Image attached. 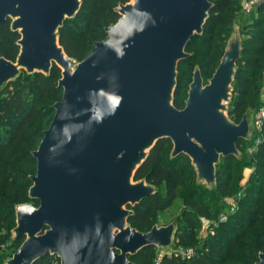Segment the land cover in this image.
I'll use <instances>...</instances> for the list:
<instances>
[{
	"label": "water",
	"instance_id": "1",
	"mask_svg": "<svg viewBox=\"0 0 264 264\" xmlns=\"http://www.w3.org/2000/svg\"><path fill=\"white\" fill-rule=\"evenodd\" d=\"M81 0H0V27L9 21L19 48L14 61L0 57V91L22 73L49 76L60 70L53 118L31 154L28 203L14 207L11 241H21L2 264H34L54 256L59 264H134L128 257L147 247L166 255L175 247L177 223L142 233L128 222L132 208L158 190L137 170L160 140L170 159L184 155L195 183L217 187L221 159L242 155L255 110L239 123L229 117L243 41L228 39L204 83L194 68L182 109L174 104L179 63L201 36L209 0H129L114 9L118 20L105 38L76 61L59 45V30L76 17ZM255 264H264V252Z\"/></svg>",
	"mask_w": 264,
	"mask_h": 264
},
{
	"label": "trees",
	"instance_id": "2",
	"mask_svg": "<svg viewBox=\"0 0 264 264\" xmlns=\"http://www.w3.org/2000/svg\"><path fill=\"white\" fill-rule=\"evenodd\" d=\"M213 8L203 27L201 36H194L187 45L186 51L194 49L190 58L179 63L177 87L173 104L182 109L191 81V67L196 62L207 75L217 67L222 56L233 12L232 0H209ZM80 11L74 19L66 20L59 30V45L66 55L81 61L93 48L95 42L105 38L104 28L114 24L118 15L114 9L129 0H81ZM234 2V1H233ZM258 16L252 20V30L243 40L241 59L233 84V98L229 108V117L239 123L248 108L256 109L263 105L259 100L262 80H257L264 66V3L256 6ZM17 33L9 29V21L0 27V57L14 61L19 48L16 42ZM210 76V75H209ZM211 77V76H210ZM60 70L53 66L49 76L41 74L26 75L22 73L14 82H10L0 91V264L13 253H5L2 247H19L21 241L9 243L11 230L15 227L14 207L21 200L29 202L28 188L30 176L35 174L36 162L32 157L34 147L38 146L54 115L53 105L44 106L47 102L60 100L62 91L57 88ZM46 109L49 111L47 112ZM52 114L50 122L43 124ZM37 125H44L39 129ZM38 136V137H36ZM260 143L250 153L255 172L249 177V184L244 190L237 209L228 215L225 222L217 224L202 246L195 250L192 264H255L260 248L264 252V243L260 245L255 229L264 225V121L259 134L252 142H237V148L251 147L256 139ZM39 141V142H38ZM172 146L169 140L158 141L150 151L148 158L137 170L135 180L146 179L147 183L157 186L166 182L169 186L167 200L158 192L132 208L134 214L128 220L130 226L139 232H148L152 221L159 211L172 206L181 198L190 210H184L183 216L193 228L199 226L202 217L205 220L215 218L213 206L218 198L230 196L237 186L241 169L247 164L245 158L234 157L221 159L216 168L217 187L208 191L195 183V174L189 159L180 155L170 159ZM247 148V149H248ZM249 164V163H248ZM177 233L175 238L180 237ZM264 240V238H263ZM250 241L259 242L252 247ZM9 246V247H8ZM17 247V248H18ZM155 248L147 247L128 259L134 264H186L179 257L163 256L156 263ZM260 252V253H261ZM240 253L243 257L234 261ZM239 257V256H238ZM59 261L54 256L41 258L34 264H54Z\"/></svg>",
	"mask_w": 264,
	"mask_h": 264
},
{
	"label": "rangeland",
	"instance_id": "3",
	"mask_svg": "<svg viewBox=\"0 0 264 264\" xmlns=\"http://www.w3.org/2000/svg\"><path fill=\"white\" fill-rule=\"evenodd\" d=\"M234 1V2H233ZM245 1H252V0H232V3H234V6H232V10L233 12L230 15V22L229 24L226 26V29L228 31V35H227V41L228 39L233 35V33L235 31H238L239 34L241 35L242 41L247 39L249 36V33L252 30L251 27V22L253 19H255L258 16V12H257V5L264 3V0H262L259 4L254 5L251 9H249L248 11L243 10V2ZM259 1V0H256ZM226 41V43H227ZM225 43V46H226ZM193 51L194 49L189 50L188 53H190L191 55H193ZM198 67L200 69V67L198 66V64L195 62L194 65H192L191 67V73H193L194 68ZM215 69L212 70V73L209 74L210 76L213 74ZM208 74L206 75L204 73V71H202V78L204 83H206V81L210 78ZM257 80H262V84H261V88H260V95H259V100H262V96L264 94V66L262 69V72H260V75L258 76ZM54 101H50L47 102L46 107L53 105ZM258 108V107H257ZM257 108L254 109L255 112L257 111ZM47 112H49L46 109ZM52 118V114L50 116H48L43 124H47L48 122H50ZM254 119V116H253ZM38 126V130L39 129H44V125ZM3 127V124L0 125V132L1 128ZM255 135V131L252 134V138L249 142H247V144H250L254 138ZM38 137V136H36ZM39 142V141H38ZM38 146L34 147L33 150H36ZM245 148V147H244ZM242 150V152L240 151L242 158H245L247 160V164L241 169L240 171V176L237 179V186L235 188V191L228 197L225 198H218V200L216 201V203L213 206V215L215 216V218H212L211 220H205L202 217L199 218L200 223L199 226L196 228H193L192 224L187 221L184 216H183V211L184 210H190L189 208H187L184 204L181 198L176 199L173 203L172 206L169 207L166 210L163 211H159L156 216L154 217L153 221H152V226H166L171 222H176L177 223V231H176V235L177 233L181 234L180 237L175 238V247L172 250V252L166 254L168 256H176L179 257L182 261L186 262V264H192L191 258L193 256V254L195 253V250L197 248H200L202 246L201 241H204L207 239V237L209 236V234L211 232H213L212 230L214 228H216L217 224L220 223V220L222 218H225V221L228 218V215L233 213L236 209H237V203L239 200H242L243 198V194H244V190L245 188L248 186L249 184V177L256 171L253 162L250 159V152H248V146L246 147V149ZM249 163V164H248ZM149 184V183H148ZM152 185V184H151ZM154 186V185H153ZM158 192H160V195L163 197L164 200H167V196H168V184L166 182H161L160 184H158L157 186H154ZM20 204H24V203H28L25 202V200H21L19 201ZM19 205V204H18ZM223 221V222H225ZM256 235H258L259 237V242L260 245L262 243H264V225L263 227H258L255 229ZM252 244V247H258L259 242H255V241H250ZM13 243L11 241V234L9 237V243ZM16 247H2V251L5 253H14V251L17 249V245H15ZM156 252V251H155ZM261 250L260 248L257 249L255 251L256 255L258 253H260ZM188 253H191V256H188ZM239 257L237 256L236 258H234V261L240 260L242 259V255L240 253H238ZM161 255L158 254L156 252V258ZM163 255V256H166ZM4 261V260H3ZM3 263V262H2ZM234 264V263H232Z\"/></svg>",
	"mask_w": 264,
	"mask_h": 264
},
{
	"label": "built area",
	"instance_id": "4",
	"mask_svg": "<svg viewBox=\"0 0 264 264\" xmlns=\"http://www.w3.org/2000/svg\"><path fill=\"white\" fill-rule=\"evenodd\" d=\"M262 0H259V1H256V0H252V1H245L243 2V10L245 11H248L249 9H251L254 5H257L261 2ZM264 100V94L262 96V101ZM263 121H264V107L263 105L258 107L257 108V111L255 112L254 114V131H255V134H259L260 130H261V126L263 124ZM260 143V140L259 138L256 139L254 141V143L252 144L251 147L248 148V152L252 153L256 146ZM225 221V218H222L220 220V222H223ZM191 253H188V256H191L190 255ZM163 257V255H159L157 258H156V263H159L161 258ZM54 264H58L57 262H54Z\"/></svg>",
	"mask_w": 264,
	"mask_h": 264
}]
</instances>
